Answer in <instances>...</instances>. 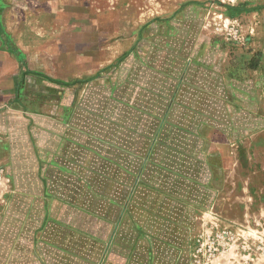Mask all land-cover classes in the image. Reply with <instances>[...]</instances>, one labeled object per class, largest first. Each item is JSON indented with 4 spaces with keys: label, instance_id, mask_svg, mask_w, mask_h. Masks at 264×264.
I'll use <instances>...</instances> for the list:
<instances>
[{
    "label": "crops",
    "instance_id": "crops-1",
    "mask_svg": "<svg viewBox=\"0 0 264 264\" xmlns=\"http://www.w3.org/2000/svg\"><path fill=\"white\" fill-rule=\"evenodd\" d=\"M211 3H201L210 10L205 39L186 67L180 120L183 88L165 113L162 99L148 101L139 91L134 98L102 96L101 90L96 107L87 103L93 98L75 96L28 117L0 112V223L40 219L20 243V228L14 229L9 247L1 246L0 264L8 257L10 264H193L211 197L203 194L215 178L224 184L219 193L232 182L240 187L234 201L254 203L252 214L264 217V0L220 3L216 14ZM168 75L177 81V71ZM194 107L205 109L198 114ZM216 109L223 122L224 116L234 122L231 133L207 123ZM200 140L208 142L199 157Z\"/></svg>",
    "mask_w": 264,
    "mask_h": 264
},
{
    "label": "rangeland",
    "instance_id": "rangeland-1",
    "mask_svg": "<svg viewBox=\"0 0 264 264\" xmlns=\"http://www.w3.org/2000/svg\"><path fill=\"white\" fill-rule=\"evenodd\" d=\"M209 2H212L209 8L216 14L220 0H0V112L10 108L13 113L28 117L41 105L72 100L75 96L84 101L93 98L87 103L96 107L101 94L123 93L134 98L139 91L147 94L148 101L153 97L162 99L161 110L165 113L166 105L175 99L179 88L183 89L178 98L186 95V67L192 51L205 39L202 24L210 11L201 3ZM212 33L215 39L217 35ZM215 42H219L217 38ZM153 70H165L168 74L177 71V88L171 76L158 73L153 77ZM50 79L76 83L62 86ZM171 84L173 89H166ZM123 88L125 91H121ZM185 101L178 103L176 120L185 114ZM43 108L47 109L45 113H51V107ZM194 109L199 114L205 107ZM211 117L207 123L213 130L220 128L231 133L234 129V122L228 121V116H224L223 122L217 109ZM207 142L199 141V157ZM208 149L216 150V146L209 143ZM228 151L226 157L232 162V148ZM215 179L210 191L207 192L206 185L203 194L211 195L207 197L206 214L201 213L206 217L205 229L216 225L229 227L240 240L238 251L231 247L213 264H264V217L257 219L252 214L254 203L234 201V192L240 187L231 182L224 193H219L224 184ZM199 187L194 183L195 191ZM224 194L228 198L224 199ZM39 220L2 218L0 257L6 258L1 246L9 247L15 228H20V243L30 239ZM29 244L30 241L19 244V252L25 251ZM7 261L10 264L11 259L8 257Z\"/></svg>",
    "mask_w": 264,
    "mask_h": 264
},
{
    "label": "built area",
    "instance_id": "built-area-1",
    "mask_svg": "<svg viewBox=\"0 0 264 264\" xmlns=\"http://www.w3.org/2000/svg\"><path fill=\"white\" fill-rule=\"evenodd\" d=\"M220 3H234L237 0H220ZM5 176V167L0 160V182ZM240 236L229 227L216 225L206 228L195 237L192 248L193 264H213L214 260L226 253L231 247L238 249ZM238 251V250H237Z\"/></svg>",
    "mask_w": 264,
    "mask_h": 264
}]
</instances>
